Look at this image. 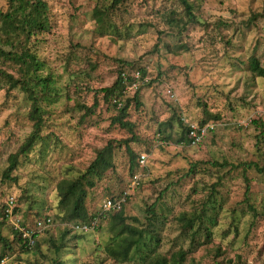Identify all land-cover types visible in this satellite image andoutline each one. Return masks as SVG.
Instances as JSON below:
<instances>
[{"label": "rangeland", "instance_id": "rangeland-1", "mask_svg": "<svg viewBox=\"0 0 264 264\" xmlns=\"http://www.w3.org/2000/svg\"><path fill=\"white\" fill-rule=\"evenodd\" d=\"M46 1L50 7L51 28L39 35L34 46L44 63L41 75L50 73L53 79L50 99L40 101L45 118L44 140L34 145L26 157H19V165L11 174L18 176V183L0 181V205L8 196H14L16 212L28 224L45 214L54 217L58 210L56 180L82 171L94 158L95 148L103 146L108 139L130 136L126 130L109 127L114 109L100 100L101 95L96 97L99 106L94 114L83 122L79 117L84 110H78L76 105L93 103L95 96L86 87L99 89L115 81L121 65L117 59L131 62L132 68L144 66L147 72V82L144 78L138 85L139 110L134 109L133 102L130 108V120L136 123L138 137L130 146L138 156L146 154V164L136 168L139 184L131 187L128 154L123 148L116 149L114 171L109 170L108 176L98 182L94 194L87 198L89 211L103 207L109 191L119 194L128 190L126 214L145 221L144 209L166 186L168 171L187 167L190 161L198 160H228L236 166L250 160L264 163V142L256 139L257 130L251 123L257 117L264 121V78L253 80L249 72L243 71L245 64L240 65V60L247 61L253 50L264 65V0H196L198 14L207 25H188L180 37L175 35L179 30L176 28L170 39L167 34L171 29L165 23L164 13L174 9L178 16H183L178 0H128V10L115 12L113 19L120 26L125 20L124 26H128L131 37L116 41H112L109 34H97L100 19H93L92 10L102 0ZM7 7L8 0H0V10ZM253 14L257 15L254 19ZM178 18L177 21H181ZM219 19L234 24L230 30L221 31L224 35L221 42L215 39V23ZM159 32L168 33L161 36L164 42L156 49ZM227 39L231 46L224 45ZM181 41L187 49H179ZM165 44L177 50L167 52ZM3 84L0 81V179L8 157L17 152L32 130L26 116L29 101L25 94L19 89L7 93ZM78 88H82L81 91ZM118 97L125 100L126 96ZM197 100L205 102L210 113L220 116L218 120L210 119L218 123L217 130L198 146L176 143L180 134L178 116L189 120L202 116ZM45 110L49 113L45 114ZM209 168L210 173H197L195 182L184 180L170 188L164 201L157 203L158 214L169 218L161 232L162 249H167L179 234L175 217L179 210L191 209L192 204L183 202L193 185L198 190L195 195L191 194L194 207H200L203 200L199 189L207 185L208 191L211 184L219 182L217 175L223 178L219 195L228 198L225 206L241 200L242 169L226 167L216 171ZM247 174L251 178V200L258 210L255 224L251 227V216H245L240 234L231 239V245L230 239L220 241L222 254L213 258V248L218 245L215 241L196 253L194 264H264V175L254 169H248ZM158 177H162L160 181L150 182ZM172 178L176 180L177 175ZM59 219L58 216L53 219L49 236L67 246L55 253L42 231L38 233L40 246L37 249H22L19 243L13 242V252L2 257L6 259L4 264H55L56 260L60 264H114L103 259V246L110 238L105 221L97 228L100 221L96 220V228L78 232L82 237L74 244L68 240L69 235L62 238V226H57ZM9 226L3 233L12 240ZM239 257L241 262L238 263Z\"/></svg>", "mask_w": 264, "mask_h": 264}, {"label": "trees", "instance_id": "trees-1", "mask_svg": "<svg viewBox=\"0 0 264 264\" xmlns=\"http://www.w3.org/2000/svg\"><path fill=\"white\" fill-rule=\"evenodd\" d=\"M127 1L102 0L99 5L97 4L93 8V19H100L98 35L106 36L109 34V36L113 37L112 41H116L117 38L126 40L131 37V34L128 32V26H124L125 20L121 22L123 26H120L113 19V15L116 14L115 12L124 11V9L128 10L127 5L129 4ZM178 2H180L183 8V16H178V12L174 9L165 11L164 20L168 25V29H171V32L169 34H167L168 32H159L158 40L155 44L156 49L164 42V39L161 37L163 34H167V38L170 39L173 36L174 30L178 28L179 30L175 35L180 37L188 25L195 23L203 26L207 25L198 14L196 0H178ZM49 10L50 7L46 0H8V7L5 10H0V81H3L2 88H5L7 93L14 89H19L25 94L26 99L29 101V110L26 116L28 121L31 122L32 127L30 134L24 139L17 152L8 157L7 166L1 172V183L7 181L18 183V176H12L11 174L19 165V157H26L27 152L34 145L44 140L42 130L45 118L44 112L40 107V101L50 99L52 95L50 85L53 79L50 73L46 76L41 75L40 71L44 63L36 54L34 46L38 41L39 35L50 31ZM120 17L123 18L125 16ZM178 17L181 18V21H177ZM251 17L254 19L257 15L253 14ZM249 21H252V19L250 18ZM232 25H234L232 22L221 19L216 21L215 28L217 32L215 39L221 42V39H224L221 31L223 29L230 30ZM234 27L236 29L237 26ZM125 36L127 38H123ZM224 45L231 46V41L229 39L225 40ZM165 47L167 52L177 50V48H171L169 44H165ZM178 47H180L179 49H187V45L182 41ZM116 61L120 62L121 65L117 69L118 74L115 81L111 85L99 89L86 87V89L92 90L95 96L93 103L88 105L78 102L76 105L78 110H84L79 117V121L83 122L86 117L94 114L96 107L99 106V99L96 97L101 95L100 100L109 108L112 107L114 109V114L110 117L109 127L111 129L126 130L130 136L108 139L103 146L95 148L94 158L82 171L71 177L67 176V174L62 175V177L56 180L55 189L58 199V210L53 214L54 217L50 214H45V216L35 219L32 224H28L17 214L15 205L13 208L14 215L18 216L21 225L27 229H32L35 221L38 219L50 217L54 221L55 216H58L60 219L57 226H62V238L69 235L68 240L74 244L82 236L72 229L71 224H90L98 220L100 224L97 228H99L101 222L105 221L106 231H108L110 238H108V241L103 246V259H109L114 264H194L196 253L218 241V245L213 248V258L215 259L217 255L223 253L220 241L223 242L230 239L231 245L233 242L231 239L239 236L240 224L245 216H251L252 220L249 223L251 227L255 224L258 218V210L251 200V178L248 176L247 170L254 169L257 173L264 175V163L260 164L257 161L250 160L241 162V164L236 166L228 160H198L190 161L187 167L168 171L165 175L169 179L166 186L158 192L157 198L152 203L146 205L144 209L145 221H141L138 216L126 214L125 206L128 203L129 195H127L125 201L121 203L118 209L103 210V207H101L89 211L87 198L94 194L93 192L98 182L108 176V171L111 169L114 171L116 149L123 148L128 154V172L131 176L137 174L135 172L137 167H142L138 162L139 156L132 146H130L131 142L138 141L135 131L136 123L130 120V108L133 102L134 109L139 110V106L141 105L139 100L140 86L125 93V100H121L119 107L113 102V99L121 95L126 82H131L134 71H140L141 81L147 75V72L144 66L132 68L131 62L118 59ZM243 64H245L243 71L249 72L253 80L255 78H264V65L261 58L255 53V50L249 53L247 61L243 62L240 60V65ZM127 66H130L129 69ZM91 67L94 68V64ZM123 73H125L126 79H124ZM148 84H151V81ZM78 89L81 91L82 88ZM67 98L70 99V96H67ZM197 105L202 109V116L198 120H189L178 116L177 121L180 126V134L175 139L176 143L192 146L188 138V129L191 123L199 126L207 123L215 124V127L209 131L210 133L196 144L197 146L203 143L209 134L217 130L218 123L210 121V119L218 120L220 116L210 113L205 102L201 100H197ZM46 113L48 114L49 112L45 110ZM251 123L257 130L256 139L264 142L263 119L261 117L253 118ZM167 124L164 123V125ZM163 139L166 138L163 137ZM209 167L215 168L216 171L219 168L224 169L226 167H229V169L240 167L242 169L244 186L241 200L228 207L225 206L228 198L222 194L219 195V185L223 178L221 175H217L219 182L211 184L208 191L207 185L199 189L203 194V200L200 207H194L195 201L194 199L191 200V194L195 195L198 190L193 185L183 202L192 204L191 209L179 210L175 217L179 222V234L171 240V244L167 249H162L163 236L161 232L164 230L169 218L162 215V213L158 214L157 203L164 201L166 194L171 190L170 188L178 184L180 185L182 181H194L196 174L200 171L210 173ZM174 174L177 175L176 180L172 178ZM161 178H155L150 182L155 184ZM122 193L123 190L119 194L109 191V197L107 198L115 200ZM15 200L14 198V203ZM5 204L6 202L0 205V259L13 252V242L19 243L22 249H29L31 247L37 249L40 246L37 243L39 232L33 234L34 243L29 245L27 239H24L20 232L12 226L4 212ZM168 207L172 209L173 206ZM225 222L227 223L225 224ZM67 224L69 225L67 226ZM221 225L224 226L221 227ZM7 226L10 228L12 240L3 233L4 228ZM51 226H45L40 232L45 231V236L47 237H45V240L48 241L49 247L55 253H58L63 247L67 246V243L63 241L62 243H58L52 236H49ZM239 262H241L240 257L238 258ZM54 263L60 264L57 260Z\"/></svg>", "mask_w": 264, "mask_h": 264}, {"label": "built area", "instance_id": "built-area-1", "mask_svg": "<svg viewBox=\"0 0 264 264\" xmlns=\"http://www.w3.org/2000/svg\"><path fill=\"white\" fill-rule=\"evenodd\" d=\"M122 75L124 76V79H126L125 73H123ZM140 77H141L140 71L138 70L134 71L132 74L131 82L125 83L124 89L120 96H125V93H127L128 91H132L138 88L139 82L141 81ZM144 78H145V82H147L148 78L147 77H144ZM113 102L116 103L117 107H119L121 105L120 97L114 98ZM214 127H215L214 123H207V124H204L203 126H199L195 123H191L188 129V138L190 139V144L194 146L197 143H199L208 133H210L209 131L213 129ZM138 162L141 166H144L146 162V154H143V153L140 154L138 157ZM139 180H140V175L138 173L134 174L132 176L130 186L131 187L137 186L139 183ZM128 194H129V191L127 190V191H123L121 196L115 200L106 198L103 203V210L118 209L121 203L125 201ZM14 205H15L14 197L9 196L6 200L4 212L6 216L9 218L12 226L20 232L21 236L24 239H27L29 245H32L34 243V240L32 237L33 234L36 232H40L41 230H43V228H45V226H51L53 222L50 217H47V218L44 217L42 219L36 220L34 227L32 229H27L26 227L21 225V222L18 216L14 215V212H13ZM95 226H96V221H93L90 224H87V223L71 224L72 229L76 232H88L94 229ZM5 260H6L5 258H2L0 260V264H4Z\"/></svg>", "mask_w": 264, "mask_h": 264}]
</instances>
